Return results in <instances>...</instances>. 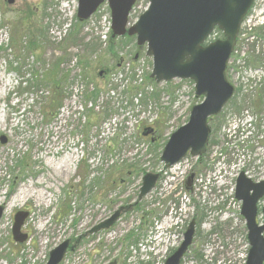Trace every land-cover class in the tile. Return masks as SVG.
Listing matches in <instances>:
<instances>
[{
    "label": "rangeland",
    "instance_id": "obj_1",
    "mask_svg": "<svg viewBox=\"0 0 264 264\" xmlns=\"http://www.w3.org/2000/svg\"><path fill=\"white\" fill-rule=\"evenodd\" d=\"M148 5L136 0L129 26ZM77 8L78 0H0V264H46L65 240L74 250L60 264H129L132 245L172 209L175 245L196 222L181 264H245L248 230L234 193L240 171L264 178V0H255L242 24L226 71L234 95L209 121L205 155H188L166 172L162 150L203 97L190 79L151 78L146 45L136 36L112 37L108 1L75 28ZM32 41L40 50L31 51ZM54 63L72 85L59 115L49 116L50 87L36 78ZM95 88L98 97L86 105L85 93ZM146 128L156 131L145 136ZM160 172L140 200L143 176ZM122 206L129 208L110 229L88 234ZM19 211L28 213L24 242L12 236Z\"/></svg>",
    "mask_w": 264,
    "mask_h": 264
},
{
    "label": "water",
    "instance_id": "obj_2",
    "mask_svg": "<svg viewBox=\"0 0 264 264\" xmlns=\"http://www.w3.org/2000/svg\"><path fill=\"white\" fill-rule=\"evenodd\" d=\"M105 1L111 10L112 37L126 34L136 36L139 46L147 44L146 55L153 60L151 78L157 83L173 79H190L195 83L196 97L203 101L194 105L186 124L174 131L165 144L160 161L169 168L188 154L202 156L207 150L211 128L208 119L221 113L234 94L226 70L234 51L244 18L254 0H149L148 8L129 26V15L136 0H78L77 19L88 20ZM14 4L15 0H7ZM219 29L223 38L208 42L210 35ZM146 128L144 135L152 133ZM2 137L1 142L5 143ZM193 174L187 178L190 187ZM158 173H146L142 178L139 199L155 188ZM264 197V179L254 182L244 171L236 179V198L242 202L248 230L250 249L246 264H264V205L263 222L259 223L258 202ZM125 207L117 209L109 218L93 226L88 234L108 229L120 218ZM2 209H0V219ZM28 213L15 214L12 235L15 241L24 242L27 235L21 232ZM196 222L189 223L180 246L164 264H181L193 243ZM68 250L73 251L70 240L61 242L49 253L46 264H60ZM107 264H117L113 260Z\"/></svg>",
    "mask_w": 264,
    "mask_h": 264
},
{
    "label": "trees",
    "instance_id": "obj_3",
    "mask_svg": "<svg viewBox=\"0 0 264 264\" xmlns=\"http://www.w3.org/2000/svg\"><path fill=\"white\" fill-rule=\"evenodd\" d=\"M83 25L82 22H79L75 25V28L80 27ZM75 30V29H74ZM221 33L220 30L216 29V31L213 34H217L213 39H218L219 34ZM31 51L36 52L40 50L39 46L35 43V41L31 42ZM37 46V47H35ZM60 63H54L52 65H49L48 67H45L42 73H39L41 75L36 78L41 85H47L49 88V95L47 96L48 99H50V102L48 105L44 107L43 112L46 115H59L63 105L64 101L67 98L68 95V88L72 85L71 78L68 74L63 73L62 69H60ZM40 85V84H39ZM37 86V85H36ZM87 92V91H86ZM98 91L97 89L89 90L88 93H85L84 97L86 98V105L88 103H92L96 100L98 97Z\"/></svg>",
    "mask_w": 264,
    "mask_h": 264
},
{
    "label": "built area",
    "instance_id": "obj_4",
    "mask_svg": "<svg viewBox=\"0 0 264 264\" xmlns=\"http://www.w3.org/2000/svg\"><path fill=\"white\" fill-rule=\"evenodd\" d=\"M157 230V234L148 237L133 250V260L139 259L144 264H162L167 248L173 244L170 235L174 234L163 224L159 225Z\"/></svg>",
    "mask_w": 264,
    "mask_h": 264
},
{
    "label": "flooded vegetation",
    "instance_id": "obj_5",
    "mask_svg": "<svg viewBox=\"0 0 264 264\" xmlns=\"http://www.w3.org/2000/svg\"><path fill=\"white\" fill-rule=\"evenodd\" d=\"M213 117H215V116H212V117H210L208 120L210 121V119L211 118H213ZM156 131V130H155ZM155 131H153L151 134H154L155 133ZM211 135V134H210ZM207 146H208V144H207ZM195 176H196V174L195 173H193V178H192V181L195 179ZM249 178H251V177H249ZM161 179V178H160ZM252 179V178H251ZM264 178H260V179H257V180H255V179H252L254 182H259V181H261V180H263ZM264 198V197H263ZM263 198L258 202V210H259V212H258V217L260 216V214H262V211H261V209H262V207H263V205L261 206L260 204H261V202L263 201ZM141 200V199H140ZM122 207H125V208H123V210H122V212H121V215L124 213V212H126V210H127V208H129L128 206H122ZM121 217V216H120ZM14 218H15V215H14ZM109 218V217H108ZM120 219V218H119ZM118 219V220H119ZM117 220V221H118ZM25 223V222H24ZM100 223V222H99ZM115 224V223H114ZM112 227V226H111ZM110 227V228H111ZM110 228H108V229H110ZM108 229H103V230H100V231H104V230H108ZM99 231V232H100ZM13 236V235H12ZM70 246H72V243L70 242ZM71 250H68L67 251V253L68 252H70ZM66 253V254H67ZM66 256V255H65Z\"/></svg>",
    "mask_w": 264,
    "mask_h": 264
}]
</instances>
